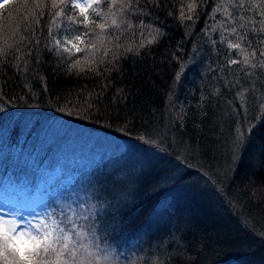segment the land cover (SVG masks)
<instances>
[{"label":"trees","instance_id":"16d2710c","mask_svg":"<svg viewBox=\"0 0 264 264\" xmlns=\"http://www.w3.org/2000/svg\"><path fill=\"white\" fill-rule=\"evenodd\" d=\"M219 2L208 0L198 6L193 20H182L179 0H167L166 8L174 16L154 7L151 0L131 7L120 0L109 8L99 6L100 15L89 10L91 20L102 23L103 29L91 23L85 29L63 15L53 23V9L43 6L46 0H40V8L37 0H7L0 8V48L8 49L7 59L0 62V108L4 109L0 133L6 139L18 113L60 119L161 151L159 163L139 172L122 201L116 195L96 197L78 188L41 187L39 194H47L44 208L36 219L28 214L23 218L36 223L37 234L50 232L53 240L61 229L67 230L82 264H106L98 256L104 251L111 252L110 264H264V109L249 104L245 111L236 96L237 89L247 88L250 100L264 97V69L229 66L228 58L243 56L226 47L235 39L228 34L232 26L240 31V23L259 28V5L264 0H247L256 5L248 11L233 6L239 0H223L235 17L227 24L223 12L214 11ZM66 11L80 19L77 11ZM41 12L45 14L38 16ZM212 27L215 47L204 35ZM49 28L57 39H67L73 30L88 35L79 44L80 51L65 53L63 61L42 48L43 63L38 68L15 69L13 64L21 63L13 61L14 55H20L16 47L34 46L33 34L41 44L47 43ZM260 35L249 33V38L264 47L259 45ZM153 37L154 43L148 45ZM241 47L246 45L242 42ZM77 60L79 64L66 71L68 63ZM225 83L234 87L225 88ZM215 88L221 95H213L212 103L201 109V93L208 95ZM102 89L100 101H94L98 110L89 109L85 103L89 93L94 100V90ZM120 89L122 97L113 100ZM32 93L38 95V103ZM238 129L244 139L235 143ZM4 179L1 171L0 186ZM191 179L206 187L199 188V196L183 187ZM14 186L15 193L31 189ZM153 216L154 225L144 227ZM73 228L82 239L73 236Z\"/></svg>","mask_w":264,"mask_h":264},{"label":"rangeland","instance_id":"374dc122","mask_svg":"<svg viewBox=\"0 0 264 264\" xmlns=\"http://www.w3.org/2000/svg\"><path fill=\"white\" fill-rule=\"evenodd\" d=\"M8 130L9 139L0 133V172L5 175L0 186V221L5 229L12 226L29 235L37 234L36 223L23 217L28 214L36 219L44 208L47 194H39L44 184L46 189L52 185L54 189L78 188L96 197L116 195L122 201L128 194L125 189L132 187L139 172L158 164L161 158L160 150L110 138L56 118L15 113ZM192 181H186L183 187L199 196V188L206 187ZM14 183L31 187L30 192L15 193ZM47 208L51 210L49 205ZM155 222L153 216L144 227ZM104 253L111 254L104 251L98 256Z\"/></svg>","mask_w":264,"mask_h":264},{"label":"snow or ice","instance_id":"6c2138e0","mask_svg":"<svg viewBox=\"0 0 264 264\" xmlns=\"http://www.w3.org/2000/svg\"><path fill=\"white\" fill-rule=\"evenodd\" d=\"M120 0H84L83 3H78L77 0H46V3L43 5L44 7H50L53 9L51 16L53 18V23H55V18H59L62 15L71 22V24H82L85 29L89 27L91 23L95 27L104 28V25L96 24L94 20H91L89 16V10H93L95 15H100L96 9L99 6L103 5L105 8H109L117 3ZM180 2V19L182 20H193L197 15V8L199 5L207 3L208 0H188L187 3L184 0H179ZM7 3V0H5ZM124 4H127L128 7H131L133 4L139 5L140 0H123ZM151 3L154 7L165 9L166 14L168 16H174L175 13L171 10H167V0H151ZM37 8L41 7L40 0H37L36 4ZM234 7H239L240 9H244L245 11L250 10L252 7H256V5H252L247 3V0H239L238 4H234ZM261 12L260 16L262 19L259 21V28H246L244 23L239 24V29L236 26H232L230 32L228 33L230 36H234V40H229L226 43V47L229 50H238L239 53L243 56L242 60L236 58H228L227 64L237 65L244 64L248 65L252 68H261L264 69V47H257L253 40L249 38V33H260L261 35L257 37L259 40V45H264V2L260 5ZM4 7V4L0 3V8ZM71 9L73 11L78 12V16L80 19H77L75 16L67 15L66 9ZM214 11H222L226 16V20L224 21L227 24L230 20L235 19V17L227 11V8L223 4V0H220L217 3ZM45 13L41 12L37 15H44ZM241 20H244L245 17H241ZM37 24H40L41 21L37 19ZM115 23V21H113ZM250 23H257L256 21H250ZM49 39L47 43L41 44V41L38 37L33 34V39L35 41L34 46L31 44L28 46L27 50L18 45L15 49L16 52L20 53V55H14L13 61H20L19 64H13V67L18 71L30 72L35 68H38L39 65L43 63V55L41 54V49L43 48L45 51L50 52L60 58L61 61L64 60L65 53H71L73 49L76 51H80L79 44L85 40V37L88 35L87 32H79L78 30H73L74 34H69L67 39H57L52 29L49 28ZM216 29L214 27L210 28V31L204 32V35L207 36L208 42L211 43L213 47L216 46L217 41L213 39L210 32H214ZM156 37L147 40V44L151 45L154 43ZM221 40H225V36L221 33ZM242 42L246 45V47H241ZM143 46V45H142ZM251 49V51H250ZM182 50V49H178ZM196 51V50H194ZM217 53H219V49H217ZM8 49L0 48V62L7 59ZM175 57V54H174ZM261 58V59H258ZM253 61H256L253 63ZM11 63V62H10ZM68 63V62H66ZM79 61H74L68 63L66 71L71 72L77 65ZM23 65V67H21ZM31 65V66H30ZM91 70V69H90ZM211 70V69H210ZM223 70V69H221ZM214 75L215 70H212ZM99 74V73H98ZM246 75H252V73H245ZM41 80L45 78L43 76L40 77ZM179 80V73L175 78ZM111 82L108 81L104 85L105 89L109 86ZM239 83V81H237ZM234 87V85H229L225 83L223 87L229 88ZM46 90V89H45ZM248 92L247 88L237 89L236 96L237 99L241 102L240 106L244 108L245 111L250 110L249 104L254 107H258L260 109H264V97L260 98L257 102L255 97L251 100L246 93ZM123 89L118 90L116 96L113 97V100H116L117 97H122ZM104 90L102 89L99 93H95L94 90V100L93 93H89V100L85 101L88 105L89 109H97L98 104L94 101H100L101 96H103ZM33 97L36 99V102H39V97L36 93H32ZM215 95L219 97L221 95L220 89L215 88L213 93L205 95L201 93L199 97V106L201 109L204 108L205 104L212 103V96ZM21 100H24L25 97L21 96ZM172 99L171 94L169 95V100ZM11 103V101H9ZM31 103V101H30ZM4 109L0 108V112H3ZM187 113H185L186 115ZM206 115V113H202ZM127 129V125L124 126V130ZM239 135L234 139L235 143L242 142L244 139V133L240 129L237 130ZM211 177H209L210 179ZM2 221H0V260L3 261V264H61V258L63 257L62 264H82V259L78 260L79 251L75 246V241L72 240L67 233V230L61 229L60 235L57 236L55 240L51 239V233L45 231L42 235H29L27 232H17L15 227L10 226L5 229L3 227ZM94 225H91L89 228V233L92 234V229H94ZM72 234L75 237L83 238L82 233L76 231L75 228L72 229ZM69 242L72 243V247H69ZM83 246V245H82ZM86 247V246H85ZM98 247V246H97ZM89 255H95L89 253ZM52 257L55 258L53 261ZM102 260L106 262V264H110L109 256L104 253L102 256Z\"/></svg>","mask_w":264,"mask_h":264}]
</instances>
